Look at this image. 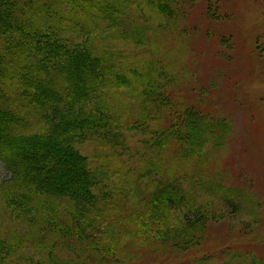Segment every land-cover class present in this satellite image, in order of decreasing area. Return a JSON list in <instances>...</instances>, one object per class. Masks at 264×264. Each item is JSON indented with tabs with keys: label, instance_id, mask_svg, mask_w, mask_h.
Here are the masks:
<instances>
[{
	"label": "rangeland",
	"instance_id": "obj_1",
	"mask_svg": "<svg viewBox=\"0 0 264 264\" xmlns=\"http://www.w3.org/2000/svg\"><path fill=\"white\" fill-rule=\"evenodd\" d=\"M65 1L45 0L52 15L46 12L45 2L41 9L37 8L42 6L39 0H33L34 6L23 0L21 8L16 3V16L25 20L28 35L19 46L16 30L7 39L12 54L3 62L10 61L9 66L19 70L10 68L2 84L10 89L15 106L23 104L24 111L30 112L28 120L34 126L39 123L40 131H46L47 125L40 123V111L35 113L38 107H29L32 103L24 104L20 97H34L37 89L31 79L38 58L53 63L48 65L50 70L61 60L70 63L63 54L53 56L49 40L56 34L44 37L41 33L49 29L46 17L50 16L59 20L62 34L71 40V47L79 49L81 58V52L91 46L96 53H112L123 70L151 75L156 71L158 77L162 65L167 66L166 73L178 80L171 89L178 100L174 101L205 113L212 122H226L231 133L224 137V147L210 145L198 157H188L174 147L162 167L156 141L155 157L144 150V89L118 83L119 87L104 86L91 93L89 106L101 108L98 114L104 116L106 125L82 137L76 149L101 178L94 208L68 199L56 203L60 200L56 199L50 210L32 197L17 199L12 191L6 196L13 174L0 160V264H264V0H184L175 22L159 15L148 0H141L128 9L131 12L124 19L133 26L130 29L126 22L122 32L117 25L110 26L109 20L91 24L88 11ZM76 8L80 13L74 16L70 11ZM7 18L5 14L0 19V37L8 26ZM33 22L43 26L38 33L30 28ZM137 25L138 31L146 32L142 40L136 32L129 35ZM21 50L26 52L21 54ZM35 52H41L38 58ZM80 62L77 58L73 65L88 64V60ZM21 70L27 75L21 77ZM164 121L170 126L169 119ZM109 122L114 124L110 134ZM156 122H148L153 132L158 129ZM166 176L178 181L192 200L157 216L148 215L150 193ZM218 185L225 191L215 194ZM226 200L239 204L235 212ZM199 214L204 217L200 223ZM190 221H196L190 226L195 231L185 237L179 229ZM86 225L91 227L82 237L78 228ZM152 225L157 229H148ZM158 230H166V236L158 239ZM109 247L115 254L109 253Z\"/></svg>",
	"mask_w": 264,
	"mask_h": 264
},
{
	"label": "trees",
	"instance_id": "obj_2",
	"mask_svg": "<svg viewBox=\"0 0 264 264\" xmlns=\"http://www.w3.org/2000/svg\"><path fill=\"white\" fill-rule=\"evenodd\" d=\"M29 1L34 6L33 0ZM39 1L42 6L37 8H44L45 0ZM183 1L148 0L147 3L154 5L153 10L163 18L175 22L179 19L178 7ZM19 2V8L23 7V0H0V19L5 14L8 17L6 20L8 26L5 33L0 37V160L13 174L10 187L5 192L6 196H10L12 191V194H16L17 199L24 200L25 198H21V196L32 197L34 200L43 202L50 210H53L56 199H60L56 203H60L62 199H68L83 206L87 203L88 206L86 207L94 208V200L97 199L96 194L102 187L101 178L99 173L95 171L96 168L89 166L88 159L76 149V143L86 134L93 130H101L106 125L104 116L98 114L101 108L96 110L89 106L90 94L104 86L119 87V84L125 86L135 84L139 91L142 92L144 89V106L141 109V119H146L145 124L147 126L142 127L146 130V137H149V140L145 137L144 150L151 152V157H155V150L152 147L153 142L156 141L159 150L158 155L161 157L160 163L163 162L162 167L167 165L164 160L165 155L174 147L181 149L188 157L203 155V151L210 145L216 149L224 147L223 139L231 133V126L226 122H212L205 113L174 101L176 94L173 95L171 89L175 87L178 80L176 75L166 73L167 66L162 65V72L158 71V77L154 76L156 71H153L155 73L151 75L149 71L146 74H141L137 73L136 70H123L121 68L122 62L113 59L112 53L97 52V54L96 49L91 46L86 47L85 52H81L84 56L81 58L79 49L71 47L69 45L71 40L62 34L64 27L59 24V20H53L50 16L46 17L49 29L43 30L41 33L44 37L51 36L53 33L56 34L53 39L49 40L50 46H54L53 56L63 54L70 60V63L60 59L61 61L56 63L57 67L50 70L48 65L53 63L41 60L38 58L41 52H35L38 63L35 64V70L32 74L34 77L31 80L37 90L33 91V101L29 94L20 98L24 104L32 103L29 107H38V112L35 110V113L38 114L40 111V123L43 122L47 125L46 131H40L39 123L34 126V123L28 120L30 112L24 111L23 104H20L21 108H17L9 97L10 89L7 84H2V81L7 78L5 73H8L11 68L9 66L11 62L7 61V58L8 64L3 62L5 57H10L12 54V46L10 42H7V39L16 34L18 39L15 41L18 42L15 43L19 46L24 44L22 39L28 35L25 20L17 17V12L15 13L16 3ZM46 2L45 10L52 15V8ZM69 2L81 5L84 11H88L91 24H94V20L101 22L109 20L110 26L115 24L119 27V32H122L121 27L128 22L124 16L127 15V12H131L128 9L131 6H138L141 0H109V14L105 11L107 0H67L64 3L68 4ZM76 9L77 11L75 9L70 11L74 16L80 13L79 9ZM57 11L56 8L54 12L56 15ZM21 13L24 12L21 11ZM94 13L97 16L93 19L91 16ZM27 18L29 20V16ZM183 20L184 18L181 21ZM137 24L139 25V23ZM138 25L134 26L129 35L133 36L136 32L137 39L142 40L146 32L144 30L138 31ZM128 26L131 29L133 25L129 23ZM42 27L35 22L31 23L30 26L36 33ZM13 30H16L15 34ZM35 42L40 43V41ZM35 42L33 43L34 46ZM25 52L21 50V54ZM55 58L57 57H53V59ZM77 58L81 61L80 65L83 64V61L88 60L86 67L78 68L73 65V60H77ZM27 65L30 66V63L28 62ZM11 70L18 71L19 68L14 67ZM19 72L22 73L21 77L27 75L23 70ZM57 74L59 75L57 76ZM154 78L155 81H153ZM46 83H48L47 86ZM41 95L42 97H40ZM149 103L155 109L154 111L149 110ZM146 110L149 112L146 113ZM152 119L158 124V129L154 132L153 128L148 127V122H151ZM168 119L170 126L166 127L164 120L168 121ZM112 125L114 124L109 122V134ZM30 131L34 133H30ZM120 143L121 146H125V142ZM110 166L113 168V164ZM154 166L156 167V162ZM151 172L153 171L149 173ZM149 173L146 175H150ZM224 191L225 188L220 185L214 188L215 194ZM229 194L232 195V191H229ZM41 195L47 199L42 200ZM188 200H192V198L181 184L176 180L167 179L166 176L152 189L148 201L151 208L147 214L157 216L160 212L164 213L186 205ZM194 202L196 200L192 201L191 207L195 205ZM226 202L234 212L239 207L235 200H226ZM57 208L58 211L63 212L62 206L58 205ZM201 215H197L199 223L204 220ZM195 222L190 221L188 224L182 222L183 227L179 231L183 229L186 233L185 237H188L190 232L195 231L194 228L190 229V226ZM90 227L89 225H86L85 228L79 226L80 236L84 237ZM148 229H157V227L152 225ZM155 233H157L158 239L166 236V230H158ZM110 252L115 254L109 247Z\"/></svg>",
	"mask_w": 264,
	"mask_h": 264
}]
</instances>
